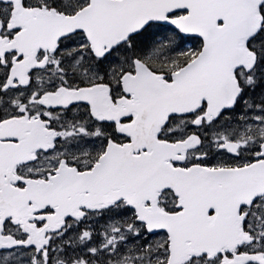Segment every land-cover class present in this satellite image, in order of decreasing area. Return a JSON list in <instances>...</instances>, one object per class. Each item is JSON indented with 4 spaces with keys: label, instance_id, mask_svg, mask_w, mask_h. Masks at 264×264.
Wrapping results in <instances>:
<instances>
[{
    "label": "snow or ice",
    "instance_id": "obj_1",
    "mask_svg": "<svg viewBox=\"0 0 264 264\" xmlns=\"http://www.w3.org/2000/svg\"><path fill=\"white\" fill-rule=\"evenodd\" d=\"M0 264H264V0H0Z\"/></svg>",
    "mask_w": 264,
    "mask_h": 264
}]
</instances>
